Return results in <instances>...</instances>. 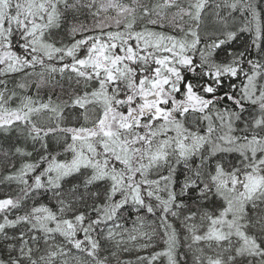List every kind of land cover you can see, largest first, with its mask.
I'll return each mask as SVG.
<instances>
[{"label": "snow or ice", "instance_id": "snow-or-ice-1", "mask_svg": "<svg viewBox=\"0 0 264 264\" xmlns=\"http://www.w3.org/2000/svg\"><path fill=\"white\" fill-rule=\"evenodd\" d=\"M0 264H264V0H0Z\"/></svg>", "mask_w": 264, "mask_h": 264}]
</instances>
